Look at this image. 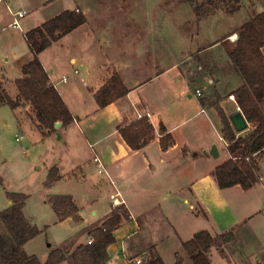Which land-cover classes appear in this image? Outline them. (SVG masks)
Returning <instances> with one entry per match:
<instances>
[{"label": "rangeland", "instance_id": "1", "mask_svg": "<svg viewBox=\"0 0 264 264\" xmlns=\"http://www.w3.org/2000/svg\"><path fill=\"white\" fill-rule=\"evenodd\" d=\"M8 1L0 4V76L3 75L8 80L4 89L12 100H16L17 94L12 83L18 77L17 66L24 64L22 62L30 53L22 33L8 25L13 21V13L25 12V18L19 22L23 31V26H40L64 11H71L75 6L76 10L82 13L84 11L86 26L71 35L67 34L62 40L59 39L61 47L50 46L39 54L38 59L43 60L46 66H56L54 78H61V75L67 78L65 83L58 86L59 90L71 112L80 116V126L89 139L92 135L89 136L85 129L90 118L85 115H91L96 104L85 81L95 88L98 86L99 81L94 75L103 57L109 61L117 57L124 58L126 54L133 56L138 65L143 64L146 68L141 78L148 77L165 66L178 64L175 70L164 77V84L181 98V104H177L176 108L172 103L169 104L166 97L161 105L160 125H172L182 118L186 119L198 108L197 98H193L189 104L184 100L200 83L192 80L187 72H191L192 77L201 70L208 69L219 74L221 83L217 90L221 95L226 96L238 86L239 79L232 78L229 73L232 72V65L228 53L235 43L231 40L232 32H237L243 24L264 11V0H240L232 12L227 11V0L224 4H220V0H10L9 4ZM202 3L204 6H201ZM199 7L201 11L197 13ZM214 42L217 45L212 46ZM141 51L147 53L143 54ZM70 57L76 59L75 65L70 63ZM85 63L90 70L88 75L85 72ZM74 70L78 74H74ZM26 112L28 110L23 107H0V212L9 206L7 193L27 197L22 212L40 233L26 243L24 251L27 255L43 261L51 252L68 248L69 244L64 247L66 241H77V222L69 220L56 224L57 216L48 199L54 194L64 193L74 196L81 203L80 197L88 191L80 184L79 173H67L76 167L80 156H91V152L85 145V137L80 136L76 128L64 129L62 138L57 139L56 130L40 131L27 117ZM8 126H12V129H8ZM183 132L187 134L185 152L189 158L197 154L194 161L209 166L227 160L222 142L203 115L182 124L176 137H182ZM16 137L20 140L16 141ZM209 139L213 140L220 155L218 158L210 157L205 163L202 162L205 161V156L199 146ZM53 167L59 171L58 179L47 188L44 183ZM258 175L260 182L264 180V153L258 158ZM89 177L93 182L100 181L104 189L109 191L105 175L97 174L94 167ZM237 191L241 190L238 188ZM233 193L231 192V196ZM259 200L264 201L263 195ZM231 202L232 206L238 207L240 204L237 199ZM196 211L200 212L198 208ZM176 213L173 218L170 215L169 220L184 241L191 239L192 233L200 228H208L204 221L191 217L188 205L183 203V199L177 203ZM262 219V213L258 211L250 221L261 222ZM242 230L243 227L234 230L228 236L229 240L238 241L235 237ZM89 232L91 234V230ZM163 232L169 235L170 242L164 257L165 263H170L175 250L181 253L185 251L181 246L178 247L175 242L178 240L172 237L171 230L165 228ZM0 234H5L1 222ZM81 235L79 241L87 245L92 235H87L85 231ZM225 237L226 234L224 238L218 237L216 241H224ZM74 250L70 249L69 252ZM62 263L73 264L69 258Z\"/></svg>", "mask_w": 264, "mask_h": 264}, {"label": "crops", "instance_id": "2", "mask_svg": "<svg viewBox=\"0 0 264 264\" xmlns=\"http://www.w3.org/2000/svg\"><path fill=\"white\" fill-rule=\"evenodd\" d=\"M9 3H11L10 0L8 1ZM8 7L10 6L8 5ZM76 8L77 6L71 11L76 10ZM17 12L25 13L24 11ZM83 14H85L84 11ZM24 18L25 15L20 20ZM11 23H8V25L10 26ZM86 24L87 19L85 24L70 32L69 35L75 33L79 28L86 26ZM35 27L38 26L35 24L29 26L28 24V26H23L22 31L20 25L19 31L24 36L26 44L25 34ZM101 31L103 34V28ZM232 33V36L236 35L235 32ZM61 40L53 43L51 46L61 47ZM232 42H235V40H232ZM213 45L217 44L214 42ZM27 47L29 48L28 44ZM141 53L143 52L141 51ZM145 53L147 52L144 51L143 54ZM125 56L124 58H113L109 61L104 57L101 59L94 75L99 81L96 88L85 81L86 88L92 98L113 74L119 76L122 84L128 90L125 96L115 100L104 108H98L96 105V109L91 115H85V117L90 118L87 120V128L85 129L89 136L92 135L90 139L83 133L82 126H80V116L71 112L63 94L59 90L58 86L61 83H65L67 78L64 75H61V78H54L56 66H46L43 60L39 59L43 69L49 75L50 83L54 85L74 117V121L70 125L65 128H62L61 125L58 130L54 129L60 134V138H62V131L64 129L76 128L80 136L85 137V145L91 152V156L83 158L80 156L75 165L76 167L67 173H79L81 177L79 179L80 184L88 191L87 194L85 193L80 197L81 203H78L74 196L68 194L58 193L53 195L70 196L78 208V215L81 218V221L77 222L79 228L77 241H66L64 247L69 244V247L65 248L66 252L71 253L69 252L70 249L74 250L78 246L84 245L83 241H79L82 237V231H85L87 235L89 233L91 236L95 229L101 227L109 218L120 212L121 223L112 232L114 243L110 244L106 249L108 257L106 264H133L132 260L137 258H140L143 264H146L150 260V251L159 256L164 264H175L177 259L182 260V264H191L190 258L185 252L181 253L175 250L170 263H165L164 257V253L167 251L170 242L168 241L169 235L163 232L165 228L172 231L173 238H177L178 241L175 242L178 244V247L181 246V243L186 242L182 240L178 231L169 220L170 215L173 218V215L177 214V203L183 199V203L188 205L191 217L204 221L208 226V228L202 227L199 231L192 233L191 238L195 234L205 231L215 239V242L206 251L210 264H264V201L260 202L259 200L260 198L262 199V195L264 198V180L246 191L242 190L239 186L220 190L216 186L212 176L213 170L220 164L209 166L199 163V161H194L197 158V154L189 158L185 152V143L188 142L186 138L187 134L183 132L182 137H176V132L181 128L182 124L203 115L212 127L218 140L222 142L226 152L227 142L221 137L220 120L212 107V103L218 102V106L223 110L228 119L232 114L240 111L236 103L228 99L241 86L240 77L232 68V72L230 71L229 73L232 78L239 79V82L238 86L225 96L221 95L217 90V86L221 83V76L219 74L213 73L208 69L206 71L201 70L192 77V73L187 72V75L191 76L192 80H197L200 83L194 88V92H189L184 100L189 104L193 98H197L199 100V109L197 108L198 110L196 109L186 119L182 118L177 123L172 125L165 123V130L162 133L159 128L162 102L168 98L169 104L172 103L176 108L177 104H181V98L177 97V94L164 84V77L175 70L178 64L165 66L157 72L149 74L148 77L141 78L144 70H146L144 65H138L133 56H127V54ZM143 58H141L142 62H144ZM32 59L33 55L30 52L27 59L22 63L27 64ZM69 61L74 65L76 63V59L73 57H70ZM22 65L17 66L18 77L12 80L13 84L16 79L22 77ZM84 65L86 67L85 72L88 75L90 70L86 63ZM74 74H78L77 70H74ZM63 78L66 79L65 82H62ZM0 80L4 88L8 80L3 75L0 76ZM181 80L182 78L179 79V81ZM196 90L201 91V97L195 96ZM17 96L18 93L16 94V99ZM68 97L71 98L70 95ZM20 107L29 110L28 106L23 103L18 108ZM27 113V117L30 118ZM146 114L149 116L146 117ZM141 116L153 128L152 139L144 146L132 149L123 140L120 130L138 121ZM8 129H12V126H8ZM250 131L251 126L248 123L247 128L240 133L234 130L236 137H244ZM164 135H170L172 139L171 144L166 149H162L160 145V139ZM18 140L20 138L16 137V141ZM90 145L94 146L93 149H90ZM212 145L215 144L213 140L209 139L201 143L199 148L203 151H208ZM94 157L100 159L108 174V176L104 175L109 191L104 189V185L100 181L93 182L89 177L92 167H94L97 174H103L98 173V167L93 162ZM209 158L205 157V161L202 162L207 163ZM229 158L230 155L227 154V159ZM238 188L241 190V193L237 191ZM231 192H234L233 196H231ZM115 193L119 194L120 204L117 206L111 205L110 201V196ZM234 199L240 202L238 207L236 205L232 206L233 203L231 201ZM196 208L199 209L200 212L198 213H201L200 215L197 213ZM258 211L262 213V221H250ZM123 212H126L125 216ZM26 220L31 224L30 219L26 218ZM69 220L72 219L68 218L61 222L57 219L56 224H63ZM32 224L34 223L32 222ZM240 227H243L244 230L239 233L238 237H235L238 241H231L228 236L225 237L224 241H216L218 237H222L225 234H229L230 236L234 230ZM25 246L26 244L23 246V250ZM46 259L47 257L43 261H39L45 262Z\"/></svg>", "mask_w": 264, "mask_h": 264}, {"label": "trees", "instance_id": "3", "mask_svg": "<svg viewBox=\"0 0 264 264\" xmlns=\"http://www.w3.org/2000/svg\"><path fill=\"white\" fill-rule=\"evenodd\" d=\"M227 11H234L240 0H227ZM224 4L225 0H220ZM201 6H204L203 3ZM201 7L197 9V13ZM86 23V16L80 10L64 11L54 18L25 34L33 59L21 66L22 77L14 81L17 99L12 100L3 88L0 80V106L7 105L11 109L18 108L21 103L28 106V114L36 127L44 131H55L54 124L60 122L62 128L70 125L74 117L49 81L48 73L43 69L38 55L53 43ZM234 47L228 53L233 70L241 79V86L233 93L235 103L243 117L251 126V131L244 137L236 134L218 102L212 103L221 125V137L227 142L226 152L230 158L215 167L212 176L216 186L228 189L239 186L246 191L260 182L257 158L264 152V11L256 14L243 24L237 32ZM128 90L117 74L94 94V102L98 108H104L115 100L125 96ZM164 133V127L159 126ZM153 128L144 117L120 130L126 144L137 149L152 139ZM172 142L170 135L160 139L162 149ZM58 179V169L49 171L44 183L49 188ZM10 206L0 212V222L5 234H0V264H61L68 258L73 264H106L107 247L114 243L112 232L121 223V213L113 215L101 227L92 232L93 242L78 246L71 254L66 250L51 252L45 262L28 256L23 246L36 237L40 231L26 220L22 209L26 196L7 193ZM51 209L58 221L68 218L80 222L78 208L68 195H55L48 199ZM126 212H123L125 216ZM123 216V217H124ZM225 236V235H224ZM224 236H222L224 238ZM229 236V234H227ZM215 239L205 231L195 234L190 240L181 243L191 264H210L206 251ZM146 264H164L162 259L150 251V260ZM175 264H182L177 259Z\"/></svg>", "mask_w": 264, "mask_h": 264}, {"label": "built area", "instance_id": "4", "mask_svg": "<svg viewBox=\"0 0 264 264\" xmlns=\"http://www.w3.org/2000/svg\"><path fill=\"white\" fill-rule=\"evenodd\" d=\"M3 2H7V0H0V4L3 3ZM23 16H24V13H23V12H16V13H14V14H13V21H12L10 27L19 30V29H20L19 20H20ZM65 81H66V79L63 78V79H62V82H65ZM195 96H196V97H201V96H202L201 91H200V90H196V91H195ZM228 99H229L230 101H232L233 103H235V99H234V96H233V95H230V96L228 97ZM202 112H203V111H202ZM148 116H149V115L146 114V117H148ZM141 117H142V116H141ZM93 147H94L93 145H90V149H93ZM93 162H94V163L97 165V167H98V173H103V174H105L106 176H108V174H107L105 168L103 167V165H102V163H101V161H100V159H99L98 157H94V158H93ZM110 201H111V203L113 204V206H117V205H119V204H120V201H119V194H118V193H115L114 195H111V196H110ZM92 242H93V240L90 239V240H88L87 244L90 245ZM132 263H133V264H143V262H142V260H141L140 258H137V259L132 260Z\"/></svg>", "mask_w": 264, "mask_h": 264}, {"label": "water", "instance_id": "5", "mask_svg": "<svg viewBox=\"0 0 264 264\" xmlns=\"http://www.w3.org/2000/svg\"><path fill=\"white\" fill-rule=\"evenodd\" d=\"M229 121L233 129L240 133L244 131L247 128V123L245 118L243 117L242 113L240 111L235 112L229 117ZM61 127L60 122H56L54 124V128L58 130ZM57 139H60V134L58 133ZM203 154L205 157H212V158H218L219 153L215 145H212L209 149V151H203ZM10 204V203H9Z\"/></svg>", "mask_w": 264, "mask_h": 264}, {"label": "bare ground", "instance_id": "6", "mask_svg": "<svg viewBox=\"0 0 264 264\" xmlns=\"http://www.w3.org/2000/svg\"><path fill=\"white\" fill-rule=\"evenodd\" d=\"M237 38V36L236 35H233L232 36V40H234V39H236Z\"/></svg>", "mask_w": 264, "mask_h": 264}]
</instances>
